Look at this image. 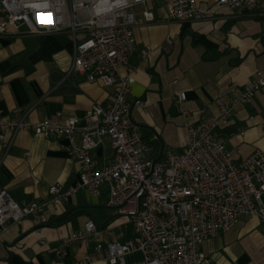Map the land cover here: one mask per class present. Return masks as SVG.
Segmentation results:
<instances>
[{
  "label": "crops",
  "instance_id": "1",
  "mask_svg": "<svg viewBox=\"0 0 264 264\" xmlns=\"http://www.w3.org/2000/svg\"><path fill=\"white\" fill-rule=\"evenodd\" d=\"M214 2L198 0L203 8ZM144 12L151 13L154 20L146 22ZM134 13L138 54L133 61L137 71L130 100H142L145 106L134 108L132 118L149 145L147 158L157 161L167 150L181 153L189 140L187 125L199 122L202 110L206 116H217L216 99H233L264 68V15L222 8L207 21L179 24L168 20L161 3L139 6ZM25 31V27L12 28L0 36V110L5 121L28 112L34 124L75 117L83 125L95 103L105 106L110 102L113 90L101 82H89L81 75L64 80L72 62L69 33L31 35ZM147 48L152 51L143 59L140 51ZM182 92L186 100L179 103ZM216 133L225 139L236 162L255 150L264 152V89L251 103L240 106L232 122ZM65 144V140L23 131L5 158L0 144V189L26 204L49 201L54 184H62L65 190L75 186L81 165L69 157ZM113 155L109 140L93 154L98 164H110ZM106 199V193L95 198L80 190L61 204H50L39 220L11 223L0 235V264H54L55 250L65 239L72 242L63 261L77 264L85 256L95 255L99 243L106 246L133 239V224L108 208ZM72 210L82 213L64 225L50 226ZM89 220L102 233L86 245L74 237L86 233ZM203 250L211 264H264L259 219L241 221L206 241ZM142 260L141 253L127 257L129 264ZM92 264L108 263L98 258Z\"/></svg>",
  "mask_w": 264,
  "mask_h": 264
},
{
  "label": "built area",
  "instance_id": "2",
  "mask_svg": "<svg viewBox=\"0 0 264 264\" xmlns=\"http://www.w3.org/2000/svg\"><path fill=\"white\" fill-rule=\"evenodd\" d=\"M150 3H161L168 20L179 24L207 21L222 8L264 15V0H216L206 8L198 0H0V36L21 27L31 35L69 33L72 62L64 80L81 75L113 90L110 102L105 106L95 103L83 125L75 117L34 124L28 112L5 121L0 110L3 158L21 132L33 131L65 140L64 150L81 165L79 182L68 190L62 184L52 185L49 201L19 204L0 189V235L11 223L39 220L50 204H61L80 190L95 198L106 193L105 205L126 217L136 234L126 243H99L95 255H87L77 264H92L98 258L108 264H129L127 257L134 253L143 255L134 264H211L203 250L206 241L251 218L259 219L264 232V152L255 150L236 162L225 139L216 133L232 122L240 106L251 103L264 89V68L233 99H216L217 116H206L202 110L200 121L187 125L189 140L181 153L167 150L160 160H149V145L132 118L134 108L145 103L130 100V95L137 71L133 61L138 54L134 12ZM144 18L154 20L148 12ZM151 51H140L141 58ZM185 100L186 93H180L178 102ZM107 140L113 160L98 164L93 154ZM85 230L74 239L86 245L102 233L92 220ZM105 232L109 234L110 228ZM71 242L65 239L55 250L54 264H65Z\"/></svg>",
  "mask_w": 264,
  "mask_h": 264
},
{
  "label": "trees",
  "instance_id": "3",
  "mask_svg": "<svg viewBox=\"0 0 264 264\" xmlns=\"http://www.w3.org/2000/svg\"><path fill=\"white\" fill-rule=\"evenodd\" d=\"M82 212H75V210H72L70 212H67L63 215L58 216L55 218L51 223L50 226L52 227H59L61 225H64L70 221H72L75 217L79 216Z\"/></svg>",
  "mask_w": 264,
  "mask_h": 264
},
{
  "label": "rangeland",
  "instance_id": "4",
  "mask_svg": "<svg viewBox=\"0 0 264 264\" xmlns=\"http://www.w3.org/2000/svg\"><path fill=\"white\" fill-rule=\"evenodd\" d=\"M115 213V210H112Z\"/></svg>",
  "mask_w": 264,
  "mask_h": 264
}]
</instances>
